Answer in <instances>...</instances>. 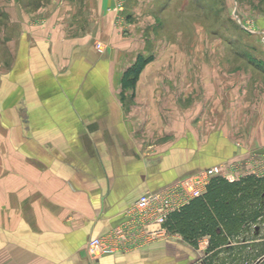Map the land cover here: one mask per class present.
<instances>
[{"label": "crops", "instance_id": "obj_1", "mask_svg": "<svg viewBox=\"0 0 264 264\" xmlns=\"http://www.w3.org/2000/svg\"><path fill=\"white\" fill-rule=\"evenodd\" d=\"M97 2L94 30L82 34L0 1V264H205L209 237L195 247L153 222L135 228L131 213L143 195L200 170L240 163L226 179L249 175L247 161L264 151V83L247 86L264 82V48L236 74L201 71L178 49L154 54L127 21L119 27L118 0ZM139 55L155 59L125 90ZM253 230L217 263L262 243L263 223ZM116 231L125 247L89 253V239Z\"/></svg>", "mask_w": 264, "mask_h": 264}, {"label": "rangeland", "instance_id": "obj_2", "mask_svg": "<svg viewBox=\"0 0 264 264\" xmlns=\"http://www.w3.org/2000/svg\"><path fill=\"white\" fill-rule=\"evenodd\" d=\"M0 1L14 3L24 17L38 13L41 19L59 18L67 32L82 34L94 30L98 10V0ZM112 11L117 14L118 25L123 19L121 26L125 27L127 21L135 33L142 35L148 48H156L154 54L178 49L176 59L181 64H193L201 71L229 65L236 74L243 67L257 65L254 51L264 48V0H118ZM98 44H102V51ZM97 45L103 52V43ZM173 60L171 57V64ZM263 83L255 77L247 87L253 92ZM260 154L248 160L253 167L259 163L256 160L263 159ZM257 264H264V256Z\"/></svg>", "mask_w": 264, "mask_h": 264}, {"label": "trees", "instance_id": "obj_3", "mask_svg": "<svg viewBox=\"0 0 264 264\" xmlns=\"http://www.w3.org/2000/svg\"><path fill=\"white\" fill-rule=\"evenodd\" d=\"M154 59L139 55L123 76V88L135 89L141 72ZM260 222L264 225V176L249 174L233 182L223 177L213 178L206 193L171 214L165 227L168 233L181 235L195 247L202 238L209 237L208 252L213 254L205 264H218V255L230 245L226 243L240 234L248 233L250 239L256 237L253 227ZM237 250L240 249H229L233 255L230 264H257L264 256V241L253 244L245 257L238 258Z\"/></svg>", "mask_w": 264, "mask_h": 264}, {"label": "built area", "instance_id": "obj_4", "mask_svg": "<svg viewBox=\"0 0 264 264\" xmlns=\"http://www.w3.org/2000/svg\"><path fill=\"white\" fill-rule=\"evenodd\" d=\"M251 30L250 32H252ZM102 51V44L97 45ZM263 159H258L259 163L253 167L247 161L248 173L251 175L264 176V153L260 154ZM237 163H227L225 165L200 170L190 176L177 180L172 185L143 195L137 202L133 213L135 228L145 223L153 222L164 228L169 216L180 211L183 207L190 204L196 198L203 196L211 180L216 177H225V169L237 170ZM166 235L165 229L155 232V238ZM127 234L125 231H116L107 236L93 237L87 242V249L92 256L114 254L125 247Z\"/></svg>", "mask_w": 264, "mask_h": 264}]
</instances>
